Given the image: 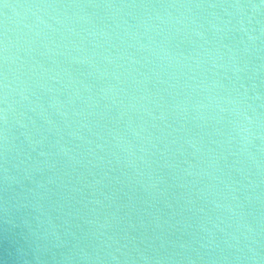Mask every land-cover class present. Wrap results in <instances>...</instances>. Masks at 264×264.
<instances>
[{"label": "water", "instance_id": "1", "mask_svg": "<svg viewBox=\"0 0 264 264\" xmlns=\"http://www.w3.org/2000/svg\"><path fill=\"white\" fill-rule=\"evenodd\" d=\"M0 264H264V0H3Z\"/></svg>", "mask_w": 264, "mask_h": 264}, {"label": "snow or ice", "instance_id": "2", "mask_svg": "<svg viewBox=\"0 0 264 264\" xmlns=\"http://www.w3.org/2000/svg\"><path fill=\"white\" fill-rule=\"evenodd\" d=\"M0 3H3V0H0ZM4 6H5V7H7V5H6V4H5Z\"/></svg>", "mask_w": 264, "mask_h": 264}]
</instances>
